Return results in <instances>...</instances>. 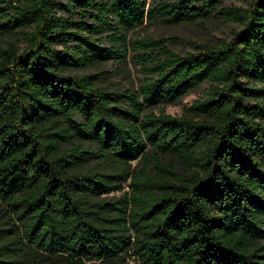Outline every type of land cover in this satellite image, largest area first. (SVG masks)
<instances>
[{
    "label": "trees",
    "instance_id": "trees-1",
    "mask_svg": "<svg viewBox=\"0 0 264 264\" xmlns=\"http://www.w3.org/2000/svg\"><path fill=\"white\" fill-rule=\"evenodd\" d=\"M224 2L0 0V264H264V0ZM213 17L184 54L137 33Z\"/></svg>",
    "mask_w": 264,
    "mask_h": 264
},
{
    "label": "rangeland",
    "instance_id": "rangeland-1",
    "mask_svg": "<svg viewBox=\"0 0 264 264\" xmlns=\"http://www.w3.org/2000/svg\"><path fill=\"white\" fill-rule=\"evenodd\" d=\"M248 3L249 0H225L224 5L246 7ZM235 28H237L236 24L226 22L219 17H213L207 21L177 25H164L160 22L145 24L137 30V33L139 36H148L156 39L161 37L169 38L171 39L169 43L170 47L175 52L184 54L193 50L194 43H208L216 42L220 39H229L232 30ZM4 40L14 41V37H6ZM101 69L109 72L108 79L105 83L106 85L116 83L121 88H133L136 90L143 79L140 66L132 61L130 55L127 57V63L123 66L109 63L102 66ZM207 88L208 84H202L187 95L180 103L176 105H162L161 107L165 110V113L172 116L182 115L187 106L205 97ZM155 112L159 113V109H155ZM133 165H136V162ZM125 190H128V187ZM115 195H120V193L117 192Z\"/></svg>",
    "mask_w": 264,
    "mask_h": 264
}]
</instances>
